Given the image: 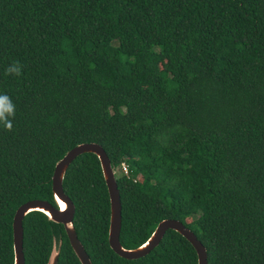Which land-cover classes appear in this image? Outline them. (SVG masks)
I'll return each mask as SVG.
<instances>
[{"label": "trees", "instance_id": "16d2710c", "mask_svg": "<svg viewBox=\"0 0 264 264\" xmlns=\"http://www.w3.org/2000/svg\"><path fill=\"white\" fill-rule=\"evenodd\" d=\"M19 76L7 74L14 62ZM0 264H13L16 208L52 192L56 161L95 141L115 172L119 239L134 247L180 219L207 264H264V0H0ZM62 186L92 264H197L169 228L138 258L109 245L98 156L77 155ZM24 264H81L64 225L23 217Z\"/></svg>", "mask_w": 264, "mask_h": 264}, {"label": "water", "instance_id": "95a60500", "mask_svg": "<svg viewBox=\"0 0 264 264\" xmlns=\"http://www.w3.org/2000/svg\"><path fill=\"white\" fill-rule=\"evenodd\" d=\"M95 153L100 161L103 177L107 185L110 202V216L108 227V242L110 247L120 256L125 258H138L152 250L161 240L167 229L172 228L181 233L194 246L197 252V264H207V252L204 244L198 239L194 231L186 226L180 219L165 217L158 221L150 235L137 246L125 247L119 239L121 228V199L116 183L115 172L110 159L101 144L95 141H84L69 148L59 158L52 173V192L57 206L50 201L41 198L28 199L21 203L15 210L12 221L13 230V264H24L23 251V217L32 210H40L55 222L64 225L69 242L79 258L81 264H92L83 244L79 240L73 225L75 206L70 197L64 192L62 179L70 162L82 152ZM59 249L55 240L46 264H57Z\"/></svg>", "mask_w": 264, "mask_h": 264}, {"label": "clouds", "instance_id": "9594fccd", "mask_svg": "<svg viewBox=\"0 0 264 264\" xmlns=\"http://www.w3.org/2000/svg\"><path fill=\"white\" fill-rule=\"evenodd\" d=\"M22 73V65L17 61L7 68V74L19 76ZM15 118V105L9 101L7 96H0V127L6 131L13 130Z\"/></svg>", "mask_w": 264, "mask_h": 264}, {"label": "built area", "instance_id": "2783aa9c", "mask_svg": "<svg viewBox=\"0 0 264 264\" xmlns=\"http://www.w3.org/2000/svg\"><path fill=\"white\" fill-rule=\"evenodd\" d=\"M118 168H119L118 170L119 172L128 173V164L125 161H122Z\"/></svg>", "mask_w": 264, "mask_h": 264}, {"label": "rangeland", "instance_id": "374dc122", "mask_svg": "<svg viewBox=\"0 0 264 264\" xmlns=\"http://www.w3.org/2000/svg\"><path fill=\"white\" fill-rule=\"evenodd\" d=\"M118 167H119V166H118ZM118 167H117V168H114V171H115V172L119 170V168H118Z\"/></svg>", "mask_w": 264, "mask_h": 264}]
</instances>
